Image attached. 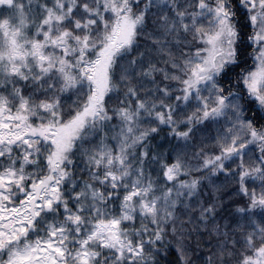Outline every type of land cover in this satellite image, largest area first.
I'll use <instances>...</instances> for the list:
<instances>
[{
    "label": "snow or ice",
    "instance_id": "snow-or-ice-1",
    "mask_svg": "<svg viewBox=\"0 0 264 264\" xmlns=\"http://www.w3.org/2000/svg\"><path fill=\"white\" fill-rule=\"evenodd\" d=\"M0 264H264V0H0Z\"/></svg>",
    "mask_w": 264,
    "mask_h": 264
}]
</instances>
